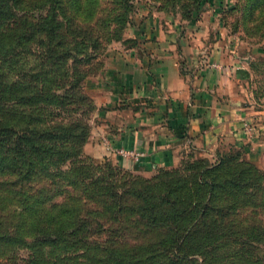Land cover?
<instances>
[{
    "label": "rangeland",
    "instance_id": "rangeland-1",
    "mask_svg": "<svg viewBox=\"0 0 264 264\" xmlns=\"http://www.w3.org/2000/svg\"><path fill=\"white\" fill-rule=\"evenodd\" d=\"M43 3L27 4L31 41L26 25L0 30V264H264V157L252 148L264 130V0H83L57 11L52 29L76 22L54 39L39 31ZM148 19L189 31L184 47L196 33L206 52L219 43L210 64L247 89L241 138L188 144L156 166L109 147L111 49L136 46L129 29Z\"/></svg>",
    "mask_w": 264,
    "mask_h": 264
},
{
    "label": "crops",
    "instance_id": "crops-1",
    "mask_svg": "<svg viewBox=\"0 0 264 264\" xmlns=\"http://www.w3.org/2000/svg\"><path fill=\"white\" fill-rule=\"evenodd\" d=\"M206 17L201 23L211 29L213 18ZM169 26L148 19L131 27L129 38L138 44L112 48L105 77L109 89L101 116L110 124L100 133L113 149L142 153L135 162L142 166L161 165L188 144H209L225 135L241 138L237 130L250 115V106L242 103L245 86H235L239 82L230 68L210 64L220 56L219 43L212 40L214 51L206 52L196 33L193 48L184 47L191 35L185 40L180 35L189 31ZM254 116L264 129V112ZM252 148L264 157V130L255 134Z\"/></svg>",
    "mask_w": 264,
    "mask_h": 264
},
{
    "label": "trees",
    "instance_id": "trees-1",
    "mask_svg": "<svg viewBox=\"0 0 264 264\" xmlns=\"http://www.w3.org/2000/svg\"><path fill=\"white\" fill-rule=\"evenodd\" d=\"M31 1L33 0H0V28H1L0 30H3V34L6 31L8 33L13 32L14 30L19 28V25H26L25 29L27 30V32L30 33L31 31L32 33V30H33V34L25 35L23 39L28 37V39L31 41L35 37L34 30L37 29V25H33L32 22L28 21L30 19V16L27 13V10H28L27 4L29 5V2ZM43 1H44L43 6L47 5L48 7H50V9H48V15L43 20V23H41L43 27L39 31L41 34H45V35H49L50 33H53L51 39L56 38V36L60 34L59 30L63 28V25L68 23L72 27L76 22L75 17L72 16L69 18L70 20L67 21L66 23L62 25L57 24V28L52 29L50 27V23L57 22L56 20L59 17V14L57 13V11L60 12L61 14L68 16V12L70 11L72 7L75 9V11H79L81 8V4L83 2V0H73L72 3L69 4L70 0H43ZM20 38L22 37L18 35V42L14 43V46L10 45L9 46L10 49L15 50V47L19 43ZM22 97H25V96H22ZM21 140L25 141L26 143H30L29 139L26 140L25 138H22ZM0 142H2L1 138H0ZM32 142L34 143V140H32ZM32 166H33V161L29 163V167L24 172L26 175L24 178H27V179L31 178V176L33 175L32 172H30ZM0 171L2 170L0 169ZM14 173L16 175H22V172L17 174L14 171ZM43 245L53 246L55 244L51 243V244H43ZM45 261L46 260H41L43 264H46Z\"/></svg>",
    "mask_w": 264,
    "mask_h": 264
},
{
    "label": "built area",
    "instance_id": "built-area-1",
    "mask_svg": "<svg viewBox=\"0 0 264 264\" xmlns=\"http://www.w3.org/2000/svg\"><path fill=\"white\" fill-rule=\"evenodd\" d=\"M109 145V144H108ZM109 147H111L110 145H109ZM121 152L122 153H125V154H127V155H130V156H134L135 155V152L133 151V150H126V149H124V150H121ZM140 155V154H139Z\"/></svg>",
    "mask_w": 264,
    "mask_h": 264
}]
</instances>
